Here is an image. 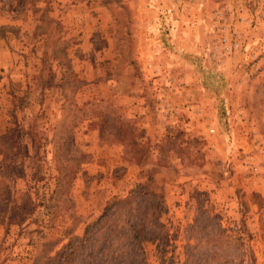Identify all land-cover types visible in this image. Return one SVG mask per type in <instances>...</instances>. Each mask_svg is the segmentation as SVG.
I'll return each mask as SVG.
<instances>
[{"label": "rangeland", "instance_id": "rangeland-1", "mask_svg": "<svg viewBox=\"0 0 264 264\" xmlns=\"http://www.w3.org/2000/svg\"><path fill=\"white\" fill-rule=\"evenodd\" d=\"M0 264H264V0H0Z\"/></svg>", "mask_w": 264, "mask_h": 264}]
</instances>
